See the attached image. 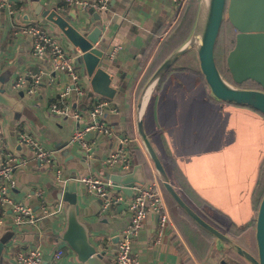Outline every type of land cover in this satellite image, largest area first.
<instances>
[{
    "label": "crops",
    "instance_id": "0c3cea01",
    "mask_svg": "<svg viewBox=\"0 0 264 264\" xmlns=\"http://www.w3.org/2000/svg\"><path fill=\"white\" fill-rule=\"evenodd\" d=\"M11 1L18 19L15 24H20L11 26L12 17L7 11H0V77L4 78L9 94L24 103V112L19 115L0 107V166L9 156L18 159L11 196L15 202L31 207L39 217L44 205L49 208L50 202H59L56 197L61 181L65 182L63 185H75L80 220L88 227L92 243L110 257L118 250L123 229L131 222L129 203L134 196V188L132 195L119 185L109 189L110 198L121 199L103 210L105 199L91 194L79 178L90 175L110 179V174L121 173L103 162L121 146V139L125 136L130 139L126 150L132 157V166L137 163L133 149L140 148L152 172L147 181L158 177L138 133L137 102L146 80L190 37L199 1L185 0L180 5L173 0H110L103 11L92 6L95 0H89L91 6H81L83 9L69 6L64 0ZM35 1L75 16L72 23L80 29L85 30V26L93 29L97 16L104 26L101 41L109 45L104 64L113 77L112 84L117 93L111 101L118 112L107 115L111 136L98 132L88 136V141L95 143L90 151L71 144V137L75 129L91 122L90 97L100 95L92 91L84 65L78 67L75 64L86 95L79 99L72 93L66 114L52 111L53 103L59 98L58 93L70 84V79L66 73L54 70L49 56L34 55L29 37L18 28L42 19L34 14L32 3ZM51 32L59 37L55 30ZM63 40L68 49L75 50ZM115 47L121 49L111 58L109 52ZM190 63L191 66L188 65ZM187 67L193 71L185 70ZM172 68L174 71L168 80L152 95L144 117L145 129L183 197L208 219L219 221L217 217H222L226 224L221 222L220 225L227 233L226 226L230 220L242 225L256 217L250 198L264 158V117L246 107L214 101L207 84L197 74L199 62L195 50L180 57ZM32 75H41L33 93H27L26 87L14 88L19 77L27 79L30 88L35 84ZM76 113L81 114L80 119ZM24 133L54 154L51 164L41 163L34 151L21 142L20 135ZM170 158L174 159L190 187L213 208L198 209L183 193L174 178V169L168 161ZM37 193L43 194L44 199ZM63 207L58 203V223L52 217H41L36 226L20 227L14 225L10 208L0 207V237L9 231L14 232L4 263L16 264L14 255L34 246L43 248L48 261L82 264L73 250L57 238L56 234L65 228L66 223L61 213ZM157 225V215L149 214L133 245L137 264H183L177 248L184 242L174 223L171 233L161 242L156 239ZM16 248L20 250L14 254ZM61 249L63 257L55 260L54 254ZM211 256L208 264L240 263L226 254L225 249L218 250L217 247Z\"/></svg>",
    "mask_w": 264,
    "mask_h": 264
},
{
    "label": "water",
    "instance_id": "95a60500",
    "mask_svg": "<svg viewBox=\"0 0 264 264\" xmlns=\"http://www.w3.org/2000/svg\"><path fill=\"white\" fill-rule=\"evenodd\" d=\"M35 16L53 25L59 33L81 52L77 62L83 64L90 80L91 89L96 94L114 99L117 91L113 86V77L107 72L105 59L109 45L101 41L104 26L97 18L93 29H80L72 23L71 14L60 13L54 8L44 6L40 1L32 3ZM79 9H83L79 6ZM226 18L236 29V42L227 57V65L233 82L227 80L216 62V45ZM195 50L199 69L212 97L221 103L253 108L264 115V0H199L196 20L190 37L176 49L154 72L142 89L137 102V129L147 155L153 164L160 183L177 205L198 225L216 238L218 250H232L249 264H264V196L261 200L255 220V239L257 256L240 246L226 232L204 219L192 207L175 186L164 161L158 156L148 136L144 117L152 95L157 91L163 76L174 66L180 57ZM252 81L260 88H243L245 82ZM0 77V107L14 113L24 112V103L9 94ZM110 180L123 187L132 195L133 187H142L147 175L142 164L135 163L125 173H112ZM59 184L56 200L49 208L56 210L51 215L55 223L60 221L58 203L63 204L65 228L57 233L59 241L66 243L82 264H112L110 257L101 253L90 238L88 227L80 220L77 187ZM14 237L9 231L0 237V264H5L8 244ZM242 264V263H239Z\"/></svg>",
    "mask_w": 264,
    "mask_h": 264
},
{
    "label": "built area",
    "instance_id": "2783aa9c",
    "mask_svg": "<svg viewBox=\"0 0 264 264\" xmlns=\"http://www.w3.org/2000/svg\"><path fill=\"white\" fill-rule=\"evenodd\" d=\"M109 1L110 0H95L92 6L97 10L103 11L107 9ZM173 1L180 5L185 2V0ZM64 2L69 6H91L89 0H64ZM0 11H7L9 16L12 17L13 21L10 23L11 26L14 27L20 24V22L15 24L18 19L16 18V8L11 0H0ZM18 28H21L22 34L29 37L34 55L39 57L49 56L52 60L54 70L56 72H64L68 75L70 84L64 86L58 93L59 98L51 107L52 111L56 114H66V105L72 93H75V96L79 99L86 95L85 86L74 63L76 59L81 56V52L76 48H74L75 50L73 51L68 49L66 42L63 40L65 39L63 36L61 37L63 39H61L45 27L39 26L36 23L27 26H19ZM120 49V47L113 48L109 52V56L114 58ZM32 77L34 78L35 84L30 88L27 86V79L24 77L18 78L14 84V88L19 89L26 87L28 88L27 93H33L36 90V85L40 82L41 75H32ZM89 112L91 122L88 125L75 129L71 137V144L85 148L87 151H90L95 144L94 142L88 141V136L91 133L98 132L109 136L112 135V128L108 125L106 119L109 113H116L118 109L113 105L110 99L93 95L90 97ZM75 116L80 119L81 114L76 113ZM20 140L34 151L37 159H39L41 163L48 165L52 163L54 154L39 141L29 137L26 133L20 135ZM129 143L130 139L128 136L121 139V146L108 155L104 159L103 164L108 168L118 169L121 173L130 170L133 162L130 153L126 150ZM17 162L18 159L14 156H9L0 166V207L10 208L15 226H36L40 217L35 214V211L22 202H15L11 196V192L15 186L14 170ZM79 181L91 194L105 199L103 210L110 208L113 203H117L121 199L120 197L114 200V198L109 197V189L111 190L116 187V184L108 178L104 179L88 175L80 177ZM133 188L134 196L129 203L131 222L123 229L118 250L110 255V259L117 264H137L133 245L135 240L139 237L149 214L154 213L158 217L156 230V239L158 242H161L162 239L173 230L172 218L158 177H152L140 188ZM38 196H42V198H40L44 199L43 194L39 193ZM41 209L44 213V217H51V215L56 214V210L49 209L46 205ZM63 255L64 251L62 249L58 250L54 254V259L60 260ZM14 261L16 264H57L45 258L43 248L34 246L28 247L25 251H20L15 254Z\"/></svg>",
    "mask_w": 264,
    "mask_h": 264
},
{
    "label": "trees",
    "instance_id": "16d2710c",
    "mask_svg": "<svg viewBox=\"0 0 264 264\" xmlns=\"http://www.w3.org/2000/svg\"><path fill=\"white\" fill-rule=\"evenodd\" d=\"M198 5L196 7V15L198 11ZM227 25L229 27H227ZM236 35H237L236 29L232 26L231 22L228 19H226L223 23L222 30L216 45L215 55L219 70L221 71L223 76L230 82L233 81L231 79L230 72L228 69L227 57L230 51L235 46ZM156 42H154L153 46H155ZM146 57H148L147 54ZM188 65L191 66V63ZM184 69L187 71H193L191 67H187ZM173 71L174 69L171 68L163 76L159 86L161 87L163 86V84L168 80V77L171 75ZM197 74L200 76L201 80L206 84L205 79L199 69L197 71ZM239 86L243 88L259 87V85H257L252 81L245 82ZM213 100L216 102H220L215 100L214 98ZM239 107H245V106H239ZM246 108L255 111L256 113L264 117V115L257 110L249 107ZM132 154L134 157V161L143 165L147 177H151L152 172H150V167L147 158L144 155L142 149L135 148L133 149ZM168 161L174 169V178L177 184L179 185V187L181 188V190L183 191V193L186 194V196H188L192 200V202L195 204V206L198 209L200 208L203 209L206 206L208 207L209 206L208 202L190 187L185 177L183 176V173L176 165L174 159L170 158ZM160 185L163 189L166 203L170 215L172 217L174 226L179 232L180 237L183 239L184 242L181 245H179L177 248V253L182 258L183 264H208V262L212 260L211 253L216 248V238L211 233L203 229L200 225H198L190 216H188L183 211V209L177 205V203L173 200V198L166 192V190L163 188L161 183ZM263 196H264V158L260 163L258 175L254 187L252 189L251 198H250L251 207L255 214H257ZM255 224H256L255 217H252L248 222L242 225L237 224L232 220H230L229 224L226 226V231L227 234L230 237H232L240 246H242L243 248H245L246 250L257 256ZM226 254L230 255L231 257H233L242 264H249L246 260L238 256L232 250H226Z\"/></svg>",
    "mask_w": 264,
    "mask_h": 264
},
{
    "label": "rangeland",
    "instance_id": "374dc122",
    "mask_svg": "<svg viewBox=\"0 0 264 264\" xmlns=\"http://www.w3.org/2000/svg\"><path fill=\"white\" fill-rule=\"evenodd\" d=\"M196 20V19H195ZM36 24H38L39 26H42V27H45L46 29H48L49 31H51L52 29L53 30H55V32L57 33V35L60 37V33L58 32V30H56L54 27H53V25H51L49 22H47L46 20H44V19H41V20H36V22H35ZM227 27H229L228 25H227ZM78 67H80V64L77 62V61H75L74 62ZM146 82H147V80H146ZM145 84V82L142 84V85H144ZM143 87V86H142ZM117 171L119 172V170L117 169ZM163 190V189H162ZM47 201V200H46ZM187 201V200H186ZM188 202V201H187ZM189 203V202H188ZM190 204V203H189ZM191 206H192V204H190ZM193 207V206H192ZM169 210V209H168ZM200 212V211H199ZM198 212V213H199ZM170 213V212H169ZM200 214V213H199ZM201 214H203V213H201ZM200 214V215H201ZM202 216V215H201ZM203 216H205L204 214H203ZM202 216V217H203ZM39 217L41 218H44V213L43 212H40L39 213ZM206 217V216H205ZM204 218V217H203ZM207 218V217H206ZM206 218H204V219H206ZM208 222H212L211 224H213V225H215L216 227H218V228H220L221 230H223L224 229V227H222V225H220V223L222 222L223 224H226V222H224V219L222 218V217H220V216H218L217 217V220H221L220 222L219 221H214L213 219H206ZM20 250V248H16L15 250H14V254L15 253H17L18 251ZM13 254V255H14Z\"/></svg>",
    "mask_w": 264,
    "mask_h": 264
},
{
    "label": "flooded vegetation",
    "instance_id": "af4514ba",
    "mask_svg": "<svg viewBox=\"0 0 264 264\" xmlns=\"http://www.w3.org/2000/svg\"><path fill=\"white\" fill-rule=\"evenodd\" d=\"M227 19V18H226ZM257 88H260V86L259 87H257Z\"/></svg>",
    "mask_w": 264,
    "mask_h": 264
}]
</instances>
